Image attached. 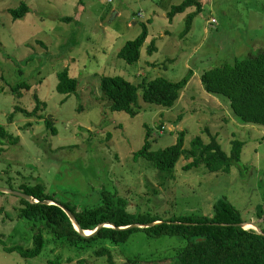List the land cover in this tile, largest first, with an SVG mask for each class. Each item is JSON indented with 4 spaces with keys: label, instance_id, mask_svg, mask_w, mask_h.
<instances>
[{
    "label": "rangeland",
    "instance_id": "obj_1",
    "mask_svg": "<svg viewBox=\"0 0 264 264\" xmlns=\"http://www.w3.org/2000/svg\"><path fill=\"white\" fill-rule=\"evenodd\" d=\"M184 0H2L0 1V124L19 142L0 143V188L23 192V185L43 183L55 200L95 206L102 190L118 193L131 202V211L150 212L163 218L172 214L213 215L215 203L227 198L240 211L244 223L261 232L264 206V127L240 122L224 98L210 94L202 82L205 71L264 53V0H201L190 30L183 35L186 19L196 12L187 9L169 21L173 6ZM82 2V3H81ZM27 3L30 13L15 20L10 10ZM142 14V17L139 16ZM71 17L70 22L61 19ZM147 25L149 35L141 58L127 64L118 58L126 42L136 39ZM154 41L156 50L147 52ZM68 69L79 82L76 94L57 92L58 74ZM192 71L180 98L171 108L145 103L138 92V112L131 117L111 110L101 91L105 76H121L140 86L157 78L179 82ZM31 85L18 98L12 88ZM47 104L39 115L54 120L57 135L44 118H28L17 107L33 112L34 94ZM184 132L183 148L194 138L209 144L216 136L231 156L234 142L245 143L242 160L230 173H212L205 165L184 169L192 159L182 157L172 179L164 180L151 163L134 160L150 133L151 150L176 144ZM23 198L0 192V264H110L95 252L109 248L116 264H180L165 248L168 238L149 247L117 246L97 242L88 249H74L55 242L41 256L23 258L6 247L32 248L37 223L19 219ZM26 200V199H25ZM28 201V200H27ZM39 225V224H38ZM43 226V225H39ZM245 230H253L250 227ZM177 242L181 243L179 240ZM151 247V248H150ZM164 255V256H163ZM165 258V259H162Z\"/></svg>",
    "mask_w": 264,
    "mask_h": 264
},
{
    "label": "trees",
    "instance_id": "obj_2",
    "mask_svg": "<svg viewBox=\"0 0 264 264\" xmlns=\"http://www.w3.org/2000/svg\"><path fill=\"white\" fill-rule=\"evenodd\" d=\"M191 7H195L196 12L187 16L183 35L189 32L194 17L202 12L201 0H184L181 4L173 6L167 15L169 21H172L175 16L184 14ZM30 11L29 5L22 3L18 8L10 10V14L15 20H21ZM71 20V17L61 19L62 22L67 23ZM148 35V27L144 24L139 36L126 42L118 52V58L130 65L137 63L141 58V47ZM155 50V43L152 41L147 52L151 55ZM192 74L193 72L189 71L179 82H170L164 78L149 82L144 80L140 86L132 84L121 76H105L101 79L100 88L106 98L111 101L112 111L125 112L135 117L138 113L135 107L138 105L140 89H142V100L145 103L171 108L179 100ZM202 82L208 93L220 96L229 102L238 121L264 127V53L252 59L236 60L232 64L209 69L203 73ZM78 85V80L70 76L68 69L58 74L56 90L59 94L65 96L76 94ZM24 89L31 90L32 87L27 82H22L13 87L12 91L18 98H22ZM34 99L36 108L33 112L17 107L10 116V120L13 121L17 113H23L28 118H44L47 129L51 130L52 135H57L54 120L46 115L38 114L43 108L47 109V104L40 99L37 92L34 94ZM149 138L150 133L146 136L143 148L134 153V160L148 161L164 176V180L173 178L175 167L182 157L192 159V162L184 167L186 170L205 165L212 173L220 171L230 173L233 166L241 162L245 146V143L235 141L233 153L229 156L216 136L209 144H205L202 138L196 137L191 142V149L187 151L183 148L184 132H180L175 145L152 151ZM18 139L3 124H0V143H4L5 140L19 142ZM22 191L39 202L22 199L24 205L19 210V219L33 220L37 223L38 231L34 235L32 248L13 246L6 247V251L18 252L25 259L42 255L48 246L46 235L48 234L53 241L66 243L79 250L91 248L97 242L103 241H109L117 246L128 247L133 243L134 247L138 245L149 247L152 241L168 238L165 248L160 247L159 251L156 248L148 255H154L160 251L168 254V250L174 246L169 256L180 264H264V208L262 206L258 211V217L263 216V225L260 226L261 233H257L254 229L245 230L235 226L244 223V220L237 207L227 198H221L215 203L213 215L172 214L168 218H163L150 212L131 211L132 206L128 199L108 189L102 190L103 200L95 206L57 201L48 193L43 183L33 186L23 185ZM43 201H54L69 209L84 231H95L100 226L103 227L97 235L83 237L76 231L71 219L60 206ZM156 222L162 223L147 227ZM109 224L112 227H106ZM134 225L144 227L117 229ZM0 243H3L1 238ZM140 254L136 252L132 259L128 258V263L136 264ZM95 255L99 258L108 257L110 264H116L114 254L109 248H101L95 252ZM50 263L58 264L59 261Z\"/></svg>",
    "mask_w": 264,
    "mask_h": 264
},
{
    "label": "water",
    "instance_id": "obj_3",
    "mask_svg": "<svg viewBox=\"0 0 264 264\" xmlns=\"http://www.w3.org/2000/svg\"><path fill=\"white\" fill-rule=\"evenodd\" d=\"M0 192L11 193V194H14L16 196H19V197H21L23 199H26L28 201L39 202V201L35 200L33 197L28 196L27 194H25L23 192L13 191V190L8 189V188H0ZM43 202L44 203H49V204H57L58 206H60L66 212V214L69 216V218L71 219V222L73 223L76 231L79 232L83 237H92V236H95V235H97L99 233V231L103 227V226H100L95 231H84L83 229H81V227L79 226V224L76 222L75 216L72 214V212L69 209H67L66 207H64L62 204L55 203L54 201H43ZM263 208H264V206H263ZM160 223H162V222L152 223V224L148 225L147 227H151V226H154V225L160 224ZM246 225H248V224L242 223V224H236L235 226H239V227L245 229V226ZM224 226H227V225L224 224ZM106 227H112V225L109 224ZM134 227L135 228H143L144 226L134 225V226H129V227H125V228H117V229L125 230V229L134 228ZM88 232H90V233H88Z\"/></svg>",
    "mask_w": 264,
    "mask_h": 264
},
{
    "label": "bare ground",
    "instance_id": "obj_4",
    "mask_svg": "<svg viewBox=\"0 0 264 264\" xmlns=\"http://www.w3.org/2000/svg\"><path fill=\"white\" fill-rule=\"evenodd\" d=\"M249 225H252V226L250 227ZM248 227H250L251 229L253 228L254 230L257 229L253 224H248V225H246V228H248ZM88 233H90V232H88ZM88 233H87V234H88Z\"/></svg>",
    "mask_w": 264,
    "mask_h": 264
},
{
    "label": "built area",
    "instance_id": "obj_5",
    "mask_svg": "<svg viewBox=\"0 0 264 264\" xmlns=\"http://www.w3.org/2000/svg\"><path fill=\"white\" fill-rule=\"evenodd\" d=\"M108 1H109V3H112L114 0H108ZM139 16L142 17V14H139ZM258 233H261V232H258Z\"/></svg>",
    "mask_w": 264,
    "mask_h": 264
}]
</instances>
